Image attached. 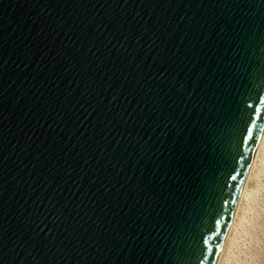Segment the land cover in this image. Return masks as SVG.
Masks as SVG:
<instances>
[{
	"label": "water",
	"instance_id": "1",
	"mask_svg": "<svg viewBox=\"0 0 264 264\" xmlns=\"http://www.w3.org/2000/svg\"><path fill=\"white\" fill-rule=\"evenodd\" d=\"M264 130V0H0V264H216Z\"/></svg>",
	"mask_w": 264,
	"mask_h": 264
},
{
	"label": "rangeland",
	"instance_id": "2",
	"mask_svg": "<svg viewBox=\"0 0 264 264\" xmlns=\"http://www.w3.org/2000/svg\"><path fill=\"white\" fill-rule=\"evenodd\" d=\"M260 155L219 264H264V150Z\"/></svg>",
	"mask_w": 264,
	"mask_h": 264
},
{
	"label": "bare ground",
	"instance_id": "3",
	"mask_svg": "<svg viewBox=\"0 0 264 264\" xmlns=\"http://www.w3.org/2000/svg\"><path fill=\"white\" fill-rule=\"evenodd\" d=\"M264 150V130L262 132V135H261V138L259 140V143H258V146H257V149L255 151V154L253 156V159H252V162H251V165L249 167V171L247 173V176L245 178V181H244V184H243V187H242V190H241V193H240V196H239V199H238V202H237V205L235 207V210H234V213H233V216H232V219H231V222L229 224V227H228V230H227V233H226V236H225V239H224V243H223V246H222V249H221V252H220V255H219V258L217 260V263L216 264H219V262H221V256L223 255L222 252H223V249H224V246H225V243L227 241V239L230 237V234H231V231H232V228L234 227L235 225V222H236V218H237V215H238V211L241 206V203H242V200L244 198H246V196H248V182L251 178V175H252V171L253 169L255 168V166L257 165V161L259 159V156H261V152H263ZM261 159V158H260ZM254 173V172H253ZM227 246V245H226Z\"/></svg>",
	"mask_w": 264,
	"mask_h": 264
}]
</instances>
